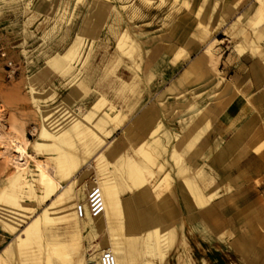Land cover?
I'll use <instances>...</instances> for the list:
<instances>
[{
    "label": "bare ground",
    "instance_id": "6f19581e",
    "mask_svg": "<svg viewBox=\"0 0 264 264\" xmlns=\"http://www.w3.org/2000/svg\"><path fill=\"white\" fill-rule=\"evenodd\" d=\"M79 1L87 7L82 26L68 46L51 54L46 63L67 81V86H72L71 90L57 96L51 86L31 84L28 91L40 118L36 139L29 140L15 123L0 135V158L12 168L0 178V227L11 235L0 252V264H87L103 250L112 252L115 264H211L206 255L220 264L222 256L230 264H258L253 259L255 252L249 259L242 257L251 247L244 244L237 250L234 240L226 237V221L216 219L217 203L233 200L231 187L237 188L239 183L228 172L224 178L219 177L214 166L225 164L240 138L216 136L207 148L203 139L227 107L214 112L190 103L187 111L194 122L187 124L182 117L180 133L173 134L168 127L170 121L161 116L159 108L146 104L148 88L155 91L161 80L188 58L186 50L192 42L189 31L184 34L183 45L169 47L171 57L166 58L167 52L158 57L156 67L163 71L148 67L142 75L134 76L130 68H140L137 45L110 0H74V6ZM164 1L159 0V4ZM177 1L180 8L192 1L196 25L205 22V9L213 10L217 4L215 0L173 3ZM258 1L253 15L247 14L251 29L244 32L246 29L240 28L234 34L239 54L247 52L254 57L256 80L264 78V0ZM54 6L53 12L58 8ZM226 10L233 12L234 5ZM222 18L218 17L220 21ZM179 24V20L172 21L171 30ZM104 25L109 31L117 28L113 31L117 32L116 48L129 65L113 60L108 67L109 73L121 81L115 94L119 101L99 99L90 108H82L78 96L89 90L85 66ZM237 28L234 24L230 30L233 33ZM213 42L204 54L211 53ZM196 66L197 61H192L191 67L184 69L182 77L187 83L200 74L193 71ZM71 91L79 93L72 96ZM245 92L234 84L226 106ZM257 93L264 96V83ZM130 118L134 119L128 123ZM120 128H124L121 140L113 138ZM260 144L253 148L256 152L261 150ZM29 148L33 154H29ZM38 154L44 158H36ZM93 184L101 189L104 210L97 216L77 218L75 206L86 204V192ZM205 217L212 221H205ZM186 219L203 240L202 245L196 242L202 255L195 258L193 253L192 262L184 259L182 250L183 244L192 247ZM190 235L195 236L192 232Z\"/></svg>",
    "mask_w": 264,
    "mask_h": 264
},
{
    "label": "rangeland",
    "instance_id": "374dc122",
    "mask_svg": "<svg viewBox=\"0 0 264 264\" xmlns=\"http://www.w3.org/2000/svg\"><path fill=\"white\" fill-rule=\"evenodd\" d=\"M67 1L0 0V53L5 54L4 56L0 55V115H2L0 135L4 130H9L10 123H15L24 130L25 136L29 140L36 139L40 118L28 91L31 84L38 85L40 88L51 86L53 89L55 88L57 96H64L71 90L72 86H67V81H64L59 73L46 64L51 54L62 52L68 46L84 22L87 13L84 2L79 1L77 6H74V0ZM215 2L217 4L213 10L205 9L203 16L205 22L196 25L197 19L192 18V1L188 7L181 6L180 8L181 2L173 3V0H165L161 5L159 0H152L150 3L145 0H110V4L118 12L124 29L137 45L140 68L139 71L133 67L130 68L134 76L142 75L143 72L148 71V67H154L158 73L163 71V68L156 67L158 57L162 56L163 52H167L166 58L171 57L169 47L172 44L183 45L186 41L183 38L184 34L189 31L188 37L192 39V42L186 50L188 58L173 73H168L155 91L148 88L150 93L146 104H153L159 108L161 116L170 121L168 127L173 134L180 133L182 117L186 119L187 124L194 122L195 118L187 111L188 104L196 103L203 110L214 109L215 112L223 107L228 108L240 96H245L249 104L253 105L252 97L250 95L247 97V93L257 91L258 86L264 83V80L261 82L254 77L252 70L254 57H251L247 52L243 55L239 54L235 48L236 39L234 36L240 28L246 29L244 32L251 29V22L248 20L247 14L253 15L259 6V1L215 0ZM230 4L234 5V11L227 14L224 21H220L218 16H224L226 8ZM53 5H55L54 7L58 6L54 12L52 11ZM64 10L65 12H63ZM203 17L200 18L201 21H203ZM174 20H179L180 24L171 30ZM231 24L238 27L233 33L230 30ZM104 26L99 33V38L93 42L89 51L88 66H85L89 90L81 92L78 96L82 108H90L99 99L106 101L107 98L111 101H119L114 95V87L117 82L114 76L109 73L108 67L113 60L119 63L122 60L124 64L129 65L116 48L117 32L113 31H117V28L109 31L106 25ZM200 35L207 36V38L202 39ZM184 39L185 41H183ZM212 41L214 42L210 47L211 53L204 54L203 52ZM192 61H197V66L193 67V71L200 72V74L196 76L194 82L187 83L182 77V73L185 68L191 67ZM234 84L245 88L246 92L244 95L236 96L226 106L230 102L229 89L231 90ZM226 86H228V91L224 92ZM78 93L79 91L72 93V96ZM256 95L258 99H261L257 92ZM116 106H119L117 102ZM165 110L168 112L165 113ZM253 110H256V114L258 113L260 116V108H253ZM1 112L3 113L1 114ZM10 117L14 118L11 119L13 122ZM133 119L130 118L128 123ZM245 120L244 118L243 121ZM256 125L253 130L249 128V131L239 125L234 126L233 130L241 132L244 137H247L250 132L248 137L258 135L257 138L260 140V125L259 123ZM123 130L124 128L117 130L113 138L121 140ZM207 141L208 137L203 141L206 148L208 147ZM260 146L262 149L263 143ZM28 152L33 154L31 148L28 149ZM36 158H44V155L38 154ZM225 161L224 165L216 164L214 166L216 174L224 178L226 172L228 174L236 173L237 175L233 176L237 177L239 185L237 188H234L233 185L231 187L232 192H235L233 200L226 199L220 205L217 203L216 219L226 221V237L234 240L237 250L244 244L251 247L249 252L242 256L243 258L249 259L250 254L255 252L254 262L264 263V201H258L254 207H251L250 204H243V194L238 190L244 186L248 179L245 173L239 170L237 160L235 161L233 158ZM234 161L235 164L231 163ZM11 169V166H6L4 159L0 158V178L10 173ZM255 183L259 184L260 182L255 181ZM220 191L222 194L224 189L221 188ZM211 219L205 217V221L209 223L212 221ZM188 220L185 227L192 247L183 244L182 250H184V259L192 262L194 260L193 253L195 258L202 255V250L197 248L196 242L202 245L203 240ZM191 232L195 236H191ZM0 236H6L7 242L11 239V235H6L1 227ZM191 257L193 260L190 259ZM206 257L211 264H220L210 255H206ZM221 258V264H230L225 257Z\"/></svg>",
    "mask_w": 264,
    "mask_h": 264
},
{
    "label": "crops",
    "instance_id": "0c3cea01",
    "mask_svg": "<svg viewBox=\"0 0 264 264\" xmlns=\"http://www.w3.org/2000/svg\"><path fill=\"white\" fill-rule=\"evenodd\" d=\"M231 13L232 12H227L226 10V14L224 16L219 15L218 17L223 16L222 20L224 21L225 16ZM232 25L233 24H231V26ZM115 80L117 82V85L116 87H114V95L116 94L117 91H119L121 87V81L118 78H115ZM263 80L264 78L260 79L261 82ZM256 92L257 91L255 92L252 91L250 93H247V97L248 95L252 97L253 105L249 104L245 96H240L234 103H232L225 110V112L216 121L213 128L209 131V133L203 139L204 141L208 137L207 143L208 145H210L214 141L216 136H221L225 139H230L233 136L235 137L238 136L240 138L239 139L240 141L236 144V146L231 151V153L227 156L226 159H231L232 156L238 155L233 158L235 159V161L236 160L238 161L239 170L243 171L245 173L246 178L248 179L245 183L243 182L244 186L241 188L239 192L243 194V200H242L243 204L245 205L250 204L251 207H254L255 205H257L258 201H264V134H263L264 96H262L261 99H258ZM253 108H260L261 110L260 116L256 114L257 111H254ZM244 118L246 119L245 121H243ZM258 123L260 125V135L262 138L260 140H258L257 136L248 137L250 132L248 133L247 137L246 136L244 137V135H242L241 132L238 133L237 130L233 131V127L237 125H239L240 127L247 128L248 131H249V128L250 130H253L257 126L256 124ZM260 143H263L262 149L259 152H255L253 148L258 146ZM240 156L243 158H241ZM233 175H237V174L234 173ZM255 181H259L260 183L256 184ZM3 237L0 236V249L1 250L6 245V242H7L6 236H3Z\"/></svg>",
    "mask_w": 264,
    "mask_h": 264
},
{
    "label": "built area",
    "instance_id": "2783aa9c",
    "mask_svg": "<svg viewBox=\"0 0 264 264\" xmlns=\"http://www.w3.org/2000/svg\"><path fill=\"white\" fill-rule=\"evenodd\" d=\"M4 56V53H0ZM104 210V202L101 189L97 184L91 185L86 192V204L77 203L75 206V215L82 218L86 214L97 216ZM87 264H115V257L109 250H103L96 260H88Z\"/></svg>",
    "mask_w": 264,
    "mask_h": 264
}]
</instances>
